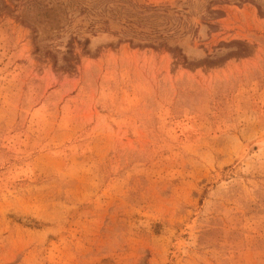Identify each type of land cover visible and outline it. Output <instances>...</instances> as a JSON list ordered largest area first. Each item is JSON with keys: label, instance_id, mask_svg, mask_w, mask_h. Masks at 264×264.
<instances>
[{"label": "rangeland", "instance_id": "obj_1", "mask_svg": "<svg viewBox=\"0 0 264 264\" xmlns=\"http://www.w3.org/2000/svg\"><path fill=\"white\" fill-rule=\"evenodd\" d=\"M0 264H264V0H0Z\"/></svg>", "mask_w": 264, "mask_h": 264}, {"label": "trees", "instance_id": "obj_2", "mask_svg": "<svg viewBox=\"0 0 264 264\" xmlns=\"http://www.w3.org/2000/svg\"><path fill=\"white\" fill-rule=\"evenodd\" d=\"M145 11H149L148 7L142 6V11H138L137 13H126L127 18L125 19V23L123 26L126 28V31H124L125 35H131V39H125L126 43L134 44V40L138 39L140 42L135 44L137 47H164L165 45L163 43L157 44V41L155 39L151 38V34L148 32H145L140 29H144L150 26L149 24V18L145 15ZM107 10L105 9L102 13H99L100 17L106 18ZM110 13L112 17H108L107 19H104L102 21H99L98 23H102L105 26L109 25V21H120L122 20V13H119L115 10H110ZM210 14H219L218 11H211ZM136 18V20H134ZM210 27H213L211 23H208ZM103 30L107 31V28H103ZM162 38V37H159ZM158 38V39H159ZM121 43V42H120ZM86 45L89 44V40H86ZM176 51H179L180 54L184 57L182 54V50L178 47L175 48ZM70 53V52H69ZM185 58V57H184Z\"/></svg>", "mask_w": 264, "mask_h": 264}]
</instances>
